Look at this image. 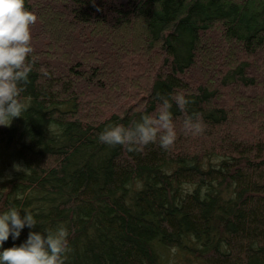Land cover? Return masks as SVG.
Returning <instances> with one entry per match:
<instances>
[{
    "label": "trees",
    "instance_id": "trees-1",
    "mask_svg": "<svg viewBox=\"0 0 264 264\" xmlns=\"http://www.w3.org/2000/svg\"><path fill=\"white\" fill-rule=\"evenodd\" d=\"M25 7L38 58L27 110L0 125V210L66 225L65 264H264V0ZM157 92L192 97L204 133L186 134L174 103L168 149L98 140L154 113Z\"/></svg>",
    "mask_w": 264,
    "mask_h": 264
},
{
    "label": "clouds",
    "instance_id": "clouds-1",
    "mask_svg": "<svg viewBox=\"0 0 264 264\" xmlns=\"http://www.w3.org/2000/svg\"><path fill=\"white\" fill-rule=\"evenodd\" d=\"M37 19V14L25 7V0H0V125H9L27 110L28 103L21 93L31 82L30 73L38 58L32 43V26ZM44 74L50 75L47 70ZM156 97L158 108L154 113L144 110L127 124L109 122L98 133V140L110 146H125L129 152L140 151L151 143L168 149L178 136L174 103L184 113L185 133H204L203 113L189 111L192 97L183 92H157ZM37 224L31 209L13 204L0 210V264H65L71 251L69 228L61 224L33 230ZM25 226L29 228L27 238L4 247L9 236L15 241Z\"/></svg>",
    "mask_w": 264,
    "mask_h": 264
}]
</instances>
